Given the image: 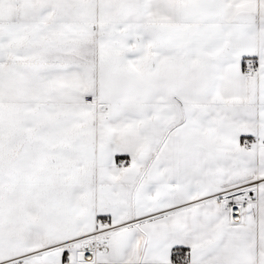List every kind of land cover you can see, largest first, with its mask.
<instances>
[{
    "label": "snow or ice",
    "instance_id": "snow-or-ice-1",
    "mask_svg": "<svg viewBox=\"0 0 264 264\" xmlns=\"http://www.w3.org/2000/svg\"><path fill=\"white\" fill-rule=\"evenodd\" d=\"M0 264H264V0H0Z\"/></svg>",
    "mask_w": 264,
    "mask_h": 264
}]
</instances>
